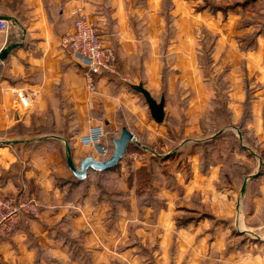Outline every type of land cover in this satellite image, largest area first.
Instances as JSON below:
<instances>
[{
  "label": "crops",
  "instance_id": "obj_1",
  "mask_svg": "<svg viewBox=\"0 0 264 264\" xmlns=\"http://www.w3.org/2000/svg\"><path fill=\"white\" fill-rule=\"evenodd\" d=\"M243 1L227 0L222 11L205 0H0V18L13 23L0 34V51L21 44L0 60V196H34L40 203L38 216L0 239V264H264L263 241L253 242L254 249L233 234L232 221L237 232L250 234L236 228L237 207L217 198L213 183L201 186L198 153L186 156L191 177L185 181L180 167L170 186L135 181L154 143L176 144L177 155L163 164L182 157L185 140L199 132V117L218 94L212 80L220 76L233 123L249 97V119L240 127L263 134L264 0ZM78 6L117 61L115 72L94 76L92 88L86 69L61 46ZM138 83L155 99L164 97L162 123L132 88ZM20 88L32 94L27 110L15 98ZM97 126L115 135L126 126L147 150L131 143L136 148L122 157L127 172L124 160L119 167L120 181L126 175L130 183L111 198L73 182L64 155L67 141L76 165L87 156L103 159L81 141ZM196 193L222 222L191 217L177 225L196 209L190 200Z\"/></svg>",
  "mask_w": 264,
  "mask_h": 264
},
{
  "label": "rangeland",
  "instance_id": "obj_2",
  "mask_svg": "<svg viewBox=\"0 0 264 264\" xmlns=\"http://www.w3.org/2000/svg\"><path fill=\"white\" fill-rule=\"evenodd\" d=\"M225 1L227 0H220L218 4L223 5ZM212 81L219 90L218 94L211 100L207 109L199 117V132L190 135L192 137L188 136V139L185 140V148L182 157L173 162L163 164L160 162V158L165 157L163 154H171V152H174L176 150V144L168 143L165 147L160 146L158 143H154L156 151L153 152L154 155L151 157L154 160H148L145 167L147 175L146 177L144 176L143 179L145 181L146 178V181L151 185L170 186L176 182L174 170L180 167L182 168V174L179 177L181 180L185 181L191 177L190 162H187L186 156L196 151L199 156V171L204 177L202 178V176H200V181L203 180L200 182L201 186H204L205 190H207L206 186H211V183H213L215 185V195L217 198L220 197L221 200L228 202L229 205L237 207L240 224L236 228L248 230L247 233H250L249 235L240 233L241 237L239 238H242L249 246L257 249L258 246H252L253 242L262 243L261 241H263L264 243V130L261 136L256 133L253 127L247 131L244 129L240 131V128L235 126L239 124V119L233 123L235 119L234 117H230L229 109L226 107L227 98L226 93H224L226 86L225 80L220 76ZM159 97L160 94L156 96V98ZM118 135H115L112 131H107L106 134L107 138H115ZM172 135L176 136L173 133ZM131 143L141 146H137L138 150L147 151L142 144H137V142ZM131 143L129 144L128 151L136 148L135 145ZM122 160H124L123 167L126 173L128 161L126 158ZM212 166L216 168L214 169L216 170L215 174H206L207 170ZM119 167L120 163L118 167L111 171L101 172L89 170L87 177L79 182L83 185L87 183L88 185L92 184L95 191L97 190L101 194H105L108 198H111V195L115 192L120 194V192L123 191L121 188H117L119 185L124 187L126 184L130 183L126 175L123 181H120L119 173L121 171ZM250 174L257 175L247 181L246 189L241 193L242 183L245 177ZM135 181L139 183L141 181L140 177L136 176ZM78 194L80 195V193ZM200 197H203L200 193L193 194V196L190 197L194 206L199 204ZM258 199H260V201L257 202ZM257 204H259L258 207ZM255 209L257 210L255 215L251 216ZM242 215L245 217L246 226L243 224L244 218H242ZM224 223L228 225L227 222ZM230 223L233 229L232 231H236L233 221Z\"/></svg>",
  "mask_w": 264,
  "mask_h": 264
},
{
  "label": "built area",
  "instance_id": "obj_3",
  "mask_svg": "<svg viewBox=\"0 0 264 264\" xmlns=\"http://www.w3.org/2000/svg\"><path fill=\"white\" fill-rule=\"evenodd\" d=\"M73 15V28L62 36L61 46L86 69L89 87L92 88L94 76L115 72L116 56L114 51L104 44L94 22L81 6L73 10ZM12 25L9 20L0 18V34L8 32ZM14 94L20 108L27 110L32 106L33 98L28 90L16 89ZM106 140V132L102 126L91 128L81 139L84 144L92 145L103 159L111 152L105 145ZM133 142L138 144L135 136ZM39 210L40 203L34 196H0V239L11 237L23 219L38 216Z\"/></svg>",
  "mask_w": 264,
  "mask_h": 264
},
{
  "label": "water",
  "instance_id": "obj_4",
  "mask_svg": "<svg viewBox=\"0 0 264 264\" xmlns=\"http://www.w3.org/2000/svg\"><path fill=\"white\" fill-rule=\"evenodd\" d=\"M21 44L14 42L7 45L0 51V60H3L7 57L10 51L13 49L20 47ZM132 88L140 93L149 109L151 118L156 123H162L164 120L165 112H164V97H160L158 100L155 99L149 91L141 84L132 85ZM134 135L133 133L126 127H122L119 135L112 140L113 143V150L111 154L105 159H94L91 156H87L83 158L78 165H76L72 158L71 148L67 141H63L64 143V155L67 167L71 170L73 175L79 179H84L87 175L89 170L93 171H105L110 168L115 167L120 160L122 159L123 155L125 154L128 144L133 142ZM172 152L171 154H173ZM166 155H170L169 153ZM257 174H250L245 177L242 186H241V193L245 191L247 181Z\"/></svg>",
  "mask_w": 264,
  "mask_h": 264
},
{
  "label": "trees",
  "instance_id": "obj_5",
  "mask_svg": "<svg viewBox=\"0 0 264 264\" xmlns=\"http://www.w3.org/2000/svg\"><path fill=\"white\" fill-rule=\"evenodd\" d=\"M205 1H207V5H209V7H210L212 10H222V11H224V9L226 8V6H223V5H215L214 2L211 1V0H210V1H209V0H205ZM249 2H250V0H249ZM247 3H248V1L245 0V1H243L242 4L244 5V4H247ZM239 5H240V3L236 4V6H239ZM243 108H244V110H243L242 117L239 119V124L236 125L237 127L240 128V131L242 130V128L240 127V126H242L241 124L244 123L246 119H249V115H250V103H249V97L247 98L246 102L244 103ZM122 127H126V126H122ZM122 127H121V128H122ZM126 128H127V127H126ZM105 132H106V134H107V131H106V130H105ZM113 139H114L113 137L108 138L109 142L111 143L110 148H109V149L111 150V152H112V150H113V143H112V140H113ZM214 139H215V138H214ZM107 144H108V143L106 142V143H105L106 147H108ZM197 145H198V143H197ZM127 149H128V147H127ZM111 152H110V154H111ZM182 152H184V149H183ZM177 153H178V152H177ZM177 153H173V154H170V155H168V156L161 157V158H160V162L163 163L165 160L170 159L171 157H174L175 155H177ZM194 153H197V152H196V151L192 152V154H194ZM151 159H152V161L154 160L153 158H151ZM158 160H159V159H158ZM119 163H120V162H119ZM119 163H118L115 167L110 168V169L105 170V171H101V172L111 171L112 169L118 167V166H119ZM139 175H140V176H139ZM146 175H147V173H146V168H145V167H140V168L137 170L136 174H135V176L140 177V180H141V181L144 180L143 178H144V176L146 177ZM145 179H146V178H145ZM81 180H83V179H79V178L75 177L74 175H73V177H72V181H73V182L80 183L79 181H81ZM147 197H150L149 192H148V194H147ZM197 205H198V206L195 207L196 209L192 212V214H191L190 216L185 217V218H183V219H181V220H177V225H179V226H180V225H186L191 217H192V220H193V221H196V220H202V219H208V220L211 221V222H212V221L222 222L221 219L215 217V216H214L211 212H209L208 210H205L201 204H197ZM233 234L238 235V234H240V233L237 232V231H234Z\"/></svg>",
  "mask_w": 264,
  "mask_h": 264
}]
</instances>
